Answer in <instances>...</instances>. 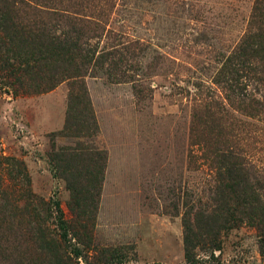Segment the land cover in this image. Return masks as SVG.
Listing matches in <instances>:
<instances>
[{"label": "rangeland", "instance_id": "obj_1", "mask_svg": "<svg viewBox=\"0 0 264 264\" xmlns=\"http://www.w3.org/2000/svg\"><path fill=\"white\" fill-rule=\"evenodd\" d=\"M24 2L76 50L45 91L0 83V264H186L218 177L264 200V0ZM220 239L196 264H264L250 222Z\"/></svg>", "mask_w": 264, "mask_h": 264}, {"label": "trees", "instance_id": "obj_2", "mask_svg": "<svg viewBox=\"0 0 264 264\" xmlns=\"http://www.w3.org/2000/svg\"><path fill=\"white\" fill-rule=\"evenodd\" d=\"M24 0H0V83L13 86V93L27 88L30 92L49 89L62 74L66 59L76 50L65 36L38 33L28 25L16 20L19 5ZM78 57V55L76 56ZM3 81V82H2ZM24 91V90H23ZM14 165L21 167V181H27L23 163L17 159ZM215 206L202 219L196 213L183 220V249L186 264H196L198 243L207 248L220 249L221 233L236 227L243 221L250 222L264 239V200L242 176L227 175L217 178Z\"/></svg>", "mask_w": 264, "mask_h": 264}]
</instances>
